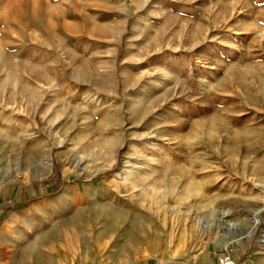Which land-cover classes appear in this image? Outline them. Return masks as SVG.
Returning <instances> with one entry per match:
<instances>
[{"label": "rangeland", "instance_id": "1", "mask_svg": "<svg viewBox=\"0 0 264 264\" xmlns=\"http://www.w3.org/2000/svg\"><path fill=\"white\" fill-rule=\"evenodd\" d=\"M0 193L93 264H264V0H0Z\"/></svg>", "mask_w": 264, "mask_h": 264}, {"label": "crops", "instance_id": "2", "mask_svg": "<svg viewBox=\"0 0 264 264\" xmlns=\"http://www.w3.org/2000/svg\"><path fill=\"white\" fill-rule=\"evenodd\" d=\"M34 190L39 191L40 188ZM21 195L16 199L17 206L22 203ZM16 196L14 193L6 202L0 193V264H93L87 256L79 255L77 246L71 241H63L59 220L45 218L43 211L49 202L32 201L26 209L12 211L9 207ZM243 253L246 254V251ZM235 257L239 263L241 256ZM171 259L168 264H175L172 256ZM150 264L160 263L155 261ZM181 264L211 263L209 255L204 254ZM243 264L255 262L253 258H247Z\"/></svg>", "mask_w": 264, "mask_h": 264}, {"label": "bare ground", "instance_id": "3", "mask_svg": "<svg viewBox=\"0 0 264 264\" xmlns=\"http://www.w3.org/2000/svg\"><path fill=\"white\" fill-rule=\"evenodd\" d=\"M141 29H138V31L137 30L136 31L140 32ZM111 54H112V58L115 57L116 56V51L113 50ZM164 71H163V74H164ZM157 73H159V71ZM150 75H151V73H150ZM44 164H45V166L50 167L51 166L50 159H47ZM262 212H263V208H259V209L255 210V211H253L252 214H251V220H252L251 224L248 225L247 227H244V228L242 227V228L238 229L235 226V224L231 223L232 219L231 218L229 219V217L231 216L230 211L229 210L228 211H224L222 213V217L224 219L227 218V220L224 223V226H223V229H222V235L224 237H226L228 235L238 234L240 236L239 240L240 239L242 240V239L246 238L247 236H249L253 232L255 226L258 224L259 216H260V214ZM198 220H199V226H202V228L204 230H209L210 229V227L208 225H205V223L203 222L202 218H199ZM227 245L229 246L230 244H227Z\"/></svg>", "mask_w": 264, "mask_h": 264}, {"label": "built area", "instance_id": "4", "mask_svg": "<svg viewBox=\"0 0 264 264\" xmlns=\"http://www.w3.org/2000/svg\"><path fill=\"white\" fill-rule=\"evenodd\" d=\"M218 264H239L235 259L231 256L229 250L226 248L224 252L221 254Z\"/></svg>", "mask_w": 264, "mask_h": 264}]
</instances>
